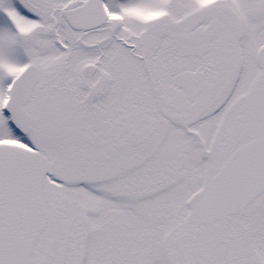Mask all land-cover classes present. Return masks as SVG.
<instances>
[{
	"label": "snow or ice",
	"instance_id": "obj_1",
	"mask_svg": "<svg viewBox=\"0 0 264 264\" xmlns=\"http://www.w3.org/2000/svg\"><path fill=\"white\" fill-rule=\"evenodd\" d=\"M0 264H264V0H0Z\"/></svg>",
	"mask_w": 264,
	"mask_h": 264
}]
</instances>
